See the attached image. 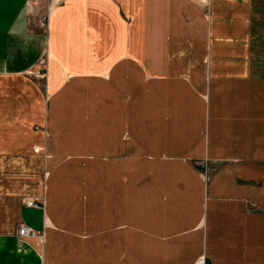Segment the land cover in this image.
I'll return each instance as SVG.
<instances>
[{
    "label": "crops",
    "instance_id": "crops-1",
    "mask_svg": "<svg viewBox=\"0 0 264 264\" xmlns=\"http://www.w3.org/2000/svg\"><path fill=\"white\" fill-rule=\"evenodd\" d=\"M36 2L0 0V264H264V0Z\"/></svg>",
    "mask_w": 264,
    "mask_h": 264
},
{
    "label": "built area",
    "instance_id": "built-area-1",
    "mask_svg": "<svg viewBox=\"0 0 264 264\" xmlns=\"http://www.w3.org/2000/svg\"><path fill=\"white\" fill-rule=\"evenodd\" d=\"M36 1L38 0H27V2H29V7L35 6V4L37 3ZM48 15L49 14L47 10L39 14V17L37 19L39 28H41L43 31H46L47 29ZM40 75H43V73H40ZM22 201L26 206L39 207V208H42L43 206V201L39 200L38 197L25 196L22 198ZM16 233L17 235H21V236H28L35 234V231L31 226L24 223H19L16 227ZM191 264H206L203 253L197 255Z\"/></svg>",
    "mask_w": 264,
    "mask_h": 264
},
{
    "label": "rangeland",
    "instance_id": "rangeland-1",
    "mask_svg": "<svg viewBox=\"0 0 264 264\" xmlns=\"http://www.w3.org/2000/svg\"><path fill=\"white\" fill-rule=\"evenodd\" d=\"M43 2H44V3H45V2L50 3V0H43ZM42 10H43L42 13L45 12V11H47V10L49 11L48 6H47V5L43 6V7H42ZM40 14H41V13H40ZM37 22H38V21L36 20V24H37V26L39 27V25H38ZM47 23H48V21H47ZM43 129H45V128L43 127ZM197 164L199 165V170L203 172V170H204V168H205L204 161H203V160H199V161H197ZM45 172H47V171H45V170L43 169V177H44V178H46V176H44ZM27 196H28V195H27ZM37 197H38L39 200H42V201L44 200V198H43V194H41V195H39V196H37ZM30 210L34 211L35 209L32 208V209H30Z\"/></svg>",
    "mask_w": 264,
    "mask_h": 264
}]
</instances>
